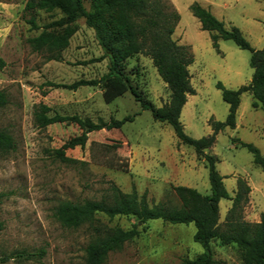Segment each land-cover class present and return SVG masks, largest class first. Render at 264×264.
Returning a JSON list of instances; mask_svg holds the SVG:
<instances>
[{
	"label": "rangeland",
	"instance_id": "374dc122",
	"mask_svg": "<svg viewBox=\"0 0 264 264\" xmlns=\"http://www.w3.org/2000/svg\"><path fill=\"white\" fill-rule=\"evenodd\" d=\"M26 1L0 0V58L5 63L0 68V90L7 97V104L0 107V129L14 141L13 149L0 151V192L4 194L0 202V258L16 251L33 256L10 258L0 264H85L84 248L92 230L87 225L75 229L62 226L54 216L59 202L107 199L114 185L123 193H144L149 205H178L171 187L184 185L209 194L208 170L191 146L178 141L170 125L154 120L129 92L106 103L102 84L76 89L51 85L98 80L108 72L107 60L90 62L100 57L102 50L82 18L75 21L76 30L61 51L60 61L46 60L49 53L45 50H32L27 39L63 15L58 9L26 11ZM162 1L179 14L173 39L189 46L193 54L188 71L195 93L187 96L180 121L187 135L200 138L211 133L210 120L223 122L228 113L216 83L237 89L250 82L253 70L250 52L232 41L219 40L218 49L214 48L209 32L200 28L188 7L196 2L209 9L226 27H237L257 50L264 45V0ZM83 4L87 8L88 0ZM30 17L38 29L30 28ZM124 70L144 100L155 107L168 103L170 91L147 55L128 58ZM251 102L250 92L240 95L235 127L217 133L215 142L204 152L217 157L216 170L224 177L229 195L236 189L237 178L251 186L242 214L244 220L258 222L264 213V176L252 162V155L231 141L238 138L264 153V112L253 108ZM41 106L48 107L49 116L77 115L102 123L111 118L133 119L118 129L89 132L84 147L65 149L71 160L62 161L55 150L81 130L72 122L39 126L36 114ZM114 143L120 146H109ZM229 206V200L219 201L220 223ZM97 217L98 225L106 228L129 229L136 224L139 230L137 237L109 252L103 264H179L183 258L192 259L203 252L193 241L192 223L171 225L159 219L138 223L127 215ZM209 247L220 264H242L235 244L221 245L213 239Z\"/></svg>",
	"mask_w": 264,
	"mask_h": 264
},
{
	"label": "trees",
	"instance_id": "16d2710c",
	"mask_svg": "<svg viewBox=\"0 0 264 264\" xmlns=\"http://www.w3.org/2000/svg\"><path fill=\"white\" fill-rule=\"evenodd\" d=\"M26 11L58 9L62 18L52 21L42 27V30L27 39L32 50L47 51L46 60H61V51L69 44V38L75 32L74 23L82 18L87 27L91 28L102 54L90 59V62L107 60L108 72L98 80L79 79L72 84L50 83L55 87L76 89L79 86H96L102 84L103 99L110 103L117 97L129 92L142 109L150 111L154 120L167 123L181 144L191 146L196 155L202 158L208 170L210 185L209 194H201L196 189L176 185L172 186L179 204L173 205L159 202L149 205L145 194L140 196L132 191L121 192L111 185L107 199L84 200L73 202L64 200L57 204L54 216L57 221L67 228H79L87 225L92 230L90 242L84 248L85 264H103L109 252L118 250L125 242L137 237V225L129 229L119 227L106 228L98 225V214L112 218L114 216H133L138 223L147 220H161L171 225L192 223L195 232L193 241L203 247V252L194 258H183L179 264H220L211 253L209 243L217 239L221 245L235 244L240 251L242 264H264V213L260 214L258 222H248L243 218V207L248 201L250 186L242 178L236 179V189L229 195L223 176L216 170L218 159L215 155L204 152L215 142L217 133L228 127L233 129L236 122V112L240 103V95L250 92L251 106L264 112V45L261 49H253L244 38L241 31L235 27H226L224 22L217 19L209 9L193 2L189 5L191 14L200 23V28L209 32L212 46L218 49L219 40L232 41L238 48L250 52L249 66L252 68V77L248 84L237 89H228L221 82L216 83L221 92V98L228 104V113L223 122L210 120L211 133L193 138L184 132L180 121V114L188 95L195 90L190 83L188 66L193 62V54L187 45L179 44L172 35L179 21V14L172 6L162 0H88L85 8L83 0H27ZM32 29L39 26L33 17L27 21ZM264 27V20L262 21ZM48 28L61 29L59 33ZM147 55L155 67L159 77L170 91L168 103L155 107L151 102L144 100L132 86L130 78L125 73V61L135 54ZM0 58V68L4 66ZM7 104V97L0 90V107ZM48 107L41 106L36 114L39 126L44 127L57 122L75 123L81 130L80 134L70 138L55 155L62 161H70L65 156V149L76 146L84 147L87 134L100 128L118 129L125 121H131L130 116L122 119L111 118L108 123L93 122L81 119L77 115H46ZM235 146L245 148L252 155V162L260 167L264 176V153L251 143L238 138H232ZM119 147V143L109 145ZM14 148L12 136L0 129V151ZM4 194L0 192V202ZM227 199L230 206L225 212L224 219L219 222V201ZM3 223L0 222V230ZM43 253L40 250L39 254ZM33 255L25 251H16L0 258L4 262L10 258L26 259Z\"/></svg>",
	"mask_w": 264,
	"mask_h": 264
},
{
	"label": "crops",
	"instance_id": "0c3cea01",
	"mask_svg": "<svg viewBox=\"0 0 264 264\" xmlns=\"http://www.w3.org/2000/svg\"><path fill=\"white\" fill-rule=\"evenodd\" d=\"M250 186V185H249ZM250 189H251V186H250ZM250 192H251V190H250Z\"/></svg>",
	"mask_w": 264,
	"mask_h": 264
}]
</instances>
